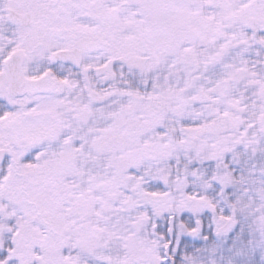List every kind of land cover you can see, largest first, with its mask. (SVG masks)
I'll list each match as a JSON object with an SVG mask.
<instances>
[{
	"label": "snow or ice",
	"instance_id": "obj_1",
	"mask_svg": "<svg viewBox=\"0 0 264 264\" xmlns=\"http://www.w3.org/2000/svg\"><path fill=\"white\" fill-rule=\"evenodd\" d=\"M0 264H264V0H0Z\"/></svg>",
	"mask_w": 264,
	"mask_h": 264
}]
</instances>
